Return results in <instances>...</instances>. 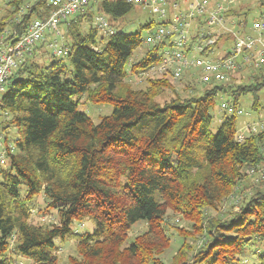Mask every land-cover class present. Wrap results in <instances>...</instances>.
<instances>
[{"label":"trees","instance_id":"16d2710c","mask_svg":"<svg viewBox=\"0 0 264 264\" xmlns=\"http://www.w3.org/2000/svg\"><path fill=\"white\" fill-rule=\"evenodd\" d=\"M25 1L7 2L12 10L0 17V37L5 30L6 40L21 36L32 18L49 9L47 0ZM257 1L264 7V0ZM134 7L125 0L91 3L61 25L66 52L46 62L47 48L39 43L0 95V264H14L13 255L56 264L55 241L68 239L75 240L80 264H165L160 255L171 242L167 209L191 223L188 231L175 227L181 242L170 264H249L243 260L249 253L251 264H264V178L255 175L264 162V128L244 130L236 139L239 100L264 89V67L240 71L245 79L239 83L232 77L199 87L185 74V96L166 76L133 88L128 75L159 62L162 47L147 48L127 72L142 41L139 32H123L120 20ZM252 9L239 0L226 15L246 21ZM97 13L114 29L102 44L91 25ZM142 27L151 28L152 21ZM227 41V35L217 36L206 49L223 50ZM167 91L169 98L158 101ZM83 94L89 102L111 104L112 112L93 123L74 99ZM219 94L231 96L233 111L218 106L215 125ZM251 108L260 110L257 98ZM10 128L17 132L13 139ZM39 195L56 210V223L32 222L31 205ZM229 196H236L237 210L219 211ZM84 221L93 223L92 231L77 233L73 222ZM140 221L145 231L126 243ZM251 245L253 254L246 251Z\"/></svg>","mask_w":264,"mask_h":264},{"label":"built area","instance_id":"2783aa9c","mask_svg":"<svg viewBox=\"0 0 264 264\" xmlns=\"http://www.w3.org/2000/svg\"><path fill=\"white\" fill-rule=\"evenodd\" d=\"M100 0H47L49 7L41 17L32 18L24 33L6 40L5 30L0 37V95L6 90L17 67L33 55L39 43L55 57L66 52L61 25L78 14H84L91 3ZM133 6L148 8L160 19L154 30L141 39L147 48L160 45L159 62L150 65L137 75L145 78L169 77L178 80L189 74L198 84L227 82L242 70L264 67V13L251 21L227 16V11L239 0H125ZM98 34H112L114 29L102 13L94 16ZM13 36L16 32H12ZM227 35L224 54L211 58L206 46L209 40ZM227 41V42H228ZM215 50V49H214ZM245 78V73L242 74ZM220 110L233 111L227 101L219 104ZM241 110L238 111L240 113ZM264 128V121L242 124L236 139L243 131L254 132ZM3 134L0 131V164L5 163ZM256 178H264V164L256 169Z\"/></svg>","mask_w":264,"mask_h":264},{"label":"rangeland","instance_id":"374dc122","mask_svg":"<svg viewBox=\"0 0 264 264\" xmlns=\"http://www.w3.org/2000/svg\"><path fill=\"white\" fill-rule=\"evenodd\" d=\"M9 0H0V17L5 15L7 12H10L12 10L11 6L7 4ZM33 0H27L24 3L30 2ZM244 1V0H243ZM248 5H251L253 7V11H251V14L248 16V21H251V18L256 17L258 13L262 12L264 13V7L261 6L260 8L256 7L258 5L257 0H246ZM264 2V1H263ZM259 9V10H258ZM148 20L152 21V27L147 29V28H140V26L144 25L145 22ZM160 22V19L153 15L151 11L148 8H142V7H137L135 6L133 10L129 14L126 15L123 19L120 20L123 32L125 33H134V32H139L140 38H144L151 30H154L157 24ZM119 23V24H120ZM89 23L83 24L82 29L84 31H87L89 29ZM94 27V20L92 21L91 24ZM63 30L64 34V40H66V32L61 27ZM6 29H9L6 27ZM7 31V30H6ZM96 41L99 42V44H102L106 41V36L104 34L99 33L98 35L95 36ZM101 38V39H100ZM215 39V38H214ZM221 41L219 40V43ZM228 45L231 44L230 41L227 43ZM147 45H144L143 43L141 44L140 47L135 49L133 52V55L131 56V59L129 62L126 64L125 69L127 72H129V66L131 62L134 60H137L141 56L144 55L145 51L147 50ZM226 49V48H225ZM225 49H215L210 52V57L211 58H217L220 57L222 54H224ZM43 53V50H41ZM47 56L45 58V61H49L52 57L51 51L49 49H46ZM39 59L41 60L42 57L40 56ZM242 75L239 73L234 74V81L235 83H239L243 81L245 78L242 77ZM145 77L139 76V75H133L129 74L128 79L126 80V83L130 84L131 87L133 88H143L146 83H145ZM245 82H249V80H246ZM244 82V83H245ZM172 84L174 85V88L180 92L181 96L187 95V92L184 90V84L181 82V79L178 80H172ZM198 84V83H197ZM201 86L198 84V87ZM197 87V88H198ZM187 90V89H186ZM171 93L169 91L163 93L161 96L157 98L158 101L162 102L166 99L169 98ZM258 99V103L260 106V110L258 112L252 110L251 105L254 101V99ZM74 99L78 100L80 102L79 104V110L83 113H85L93 123H98L100 118L105 115H109L112 112L113 106L111 104H100V103H92L86 100L85 95L81 96H75ZM216 100V108L213 110L214 114V124L217 125L218 118H220V113L218 110V106L222 101H231L232 98L229 94H222L218 95L215 98ZM240 113L237 115V123L239 126H242V124H245L247 122H252V121H257L259 118L260 121H264V89L260 90L257 92L256 96L252 95V93H247L243 95L240 100ZM8 138L13 139L17 135L16 129L15 128H10L8 131ZM264 164V162H263ZM23 188V187H22ZM21 188V193L23 192V189ZM237 195V194H236ZM32 208V222L36 224H42V225H50L53 223H56L58 220V216L56 213L55 209H50L45 206V202L43 200L42 195H39L36 197V200L33 202L31 205ZM233 208V210H237V205H236V196H229L221 205L219 206V211L225 212L229 209ZM219 211H214V210H208L209 214L212 215H217ZM164 223L167 224V233L170 236L171 242L170 245L164 250L163 254L160 255V258L165 264H170L171 263V257L177 250L181 238L176 235L175 227H182L186 231L191 229V223L189 219L185 218L179 213H173L171 212L170 209H167L166 215L164 217ZM73 229L77 233H85V232H91L93 228V223L91 221H84L82 223H77L73 222L72 224ZM146 229V224L142 221L137 222L133 224L130 228V230L127 233L126 237V243L128 241L134 239L137 235L145 231ZM12 242V241H11ZM192 242V240L190 241ZM56 248H55V256H56V264H71L72 261H76L78 264L82 262L79 254L76 251V246H75V240L74 239H68L64 243L56 240L55 241ZM198 244L201 246V242L198 241ZM197 244V245H198ZM254 245H251L250 248H247L246 251H250L255 253L254 251ZM245 251V252H246ZM14 256V264H32L31 261L25 257H22L20 255H13ZM257 256V254H256ZM243 260H248V263H252V257L247 254V256L244 254Z\"/></svg>","mask_w":264,"mask_h":264}]
</instances>
